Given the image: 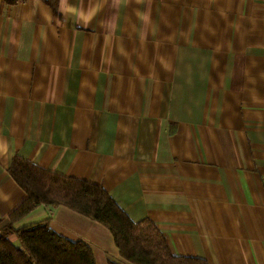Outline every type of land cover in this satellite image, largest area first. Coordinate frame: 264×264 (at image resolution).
<instances>
[{
  "label": "crops",
  "instance_id": "crops-1",
  "mask_svg": "<svg viewBox=\"0 0 264 264\" xmlns=\"http://www.w3.org/2000/svg\"><path fill=\"white\" fill-rule=\"evenodd\" d=\"M15 155L102 186L176 255L264 264V0H0V230ZM46 219L120 260L65 206L16 227Z\"/></svg>",
  "mask_w": 264,
  "mask_h": 264
},
{
  "label": "trees",
  "instance_id": "trees-1",
  "mask_svg": "<svg viewBox=\"0 0 264 264\" xmlns=\"http://www.w3.org/2000/svg\"><path fill=\"white\" fill-rule=\"evenodd\" d=\"M9 174L26 193L0 230V264H97L93 249L57 233L49 219L16 227L37 207L65 206L106 227L119 250L109 264H207L176 255L160 228L146 218L135 222L100 185L54 173L15 155ZM17 237L18 244L11 240Z\"/></svg>",
  "mask_w": 264,
  "mask_h": 264
},
{
  "label": "rangeland",
  "instance_id": "rangeland-1",
  "mask_svg": "<svg viewBox=\"0 0 264 264\" xmlns=\"http://www.w3.org/2000/svg\"><path fill=\"white\" fill-rule=\"evenodd\" d=\"M109 235H110V234H109ZM110 237H111V235H110ZM111 239H112V237H111ZM113 245H114V244H113ZM96 248H97V247H96ZM98 249H99V248H98ZM105 250H106V248H104V250H103V251L105 252ZM108 252H109V251H108Z\"/></svg>",
  "mask_w": 264,
  "mask_h": 264
}]
</instances>
